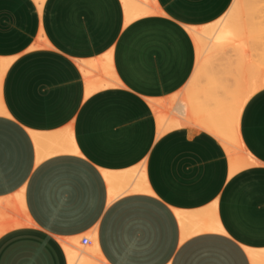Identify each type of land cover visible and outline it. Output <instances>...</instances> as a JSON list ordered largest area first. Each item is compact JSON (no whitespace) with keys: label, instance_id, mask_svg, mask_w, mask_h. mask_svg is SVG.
Returning <instances> with one entry per match:
<instances>
[{"label":"crops","instance_id":"crops-1","mask_svg":"<svg viewBox=\"0 0 264 264\" xmlns=\"http://www.w3.org/2000/svg\"><path fill=\"white\" fill-rule=\"evenodd\" d=\"M233 1L152 0L128 21L122 0H0V264H69L62 241L101 264H264V88L239 124L256 163L234 174L208 131L158 136L152 106L194 73L187 27ZM141 165L150 192L110 201L104 171Z\"/></svg>","mask_w":264,"mask_h":264},{"label":"bare ground","instance_id":"bare-ground-1","mask_svg":"<svg viewBox=\"0 0 264 264\" xmlns=\"http://www.w3.org/2000/svg\"><path fill=\"white\" fill-rule=\"evenodd\" d=\"M35 1L39 6L44 3V0ZM122 1H124L128 21L157 11L152 0ZM254 2L252 0H234L226 13L217 21L199 28L187 27L196 44L197 61L194 73L186 85V95L200 119V123L196 126L207 130L225 145L231 174L254 164L247 163L244 158L235 159L232 157V143L241 146V155L251 156L240 135V117L248 99L264 88V68L262 69V66L260 67L256 63L259 58L258 62L263 61L261 65L264 64V14L261 12L264 6L263 8L259 7L260 5L257 7ZM258 2L261 4L262 1ZM261 8L262 10H260ZM258 50L261 53H258ZM8 65L9 60L0 58V87ZM96 69L98 68L96 67ZM104 72L110 75L105 69ZM106 86L108 87L109 84L90 83L88 93ZM2 112H4V107L0 99V113ZM176 124L172 123L169 128L180 125ZM185 126L196 128L193 123ZM164 132L165 129L161 130L159 135ZM72 145L67 150L77 152L73 143ZM104 175L110 185V201L127 193L150 192L142 165L118 173L104 171ZM201 230L218 231L221 230V226L219 221H215ZM191 233L193 232L188 234ZM85 240L91 241L89 237L85 236L82 241L84 246ZM83 244L78 246H83ZM62 245L66 250L69 264H94L86 260L88 254H98L101 260L99 264L103 261L99 252L96 249H91L93 246L91 247L89 243L87 245L91 248L83 249L89 250V252L82 249L72 250L71 247V250H67L66 245L63 243ZM250 253L253 263L259 264L260 255H257L259 252Z\"/></svg>","mask_w":264,"mask_h":264},{"label":"rangeland","instance_id":"rangeland-1","mask_svg":"<svg viewBox=\"0 0 264 264\" xmlns=\"http://www.w3.org/2000/svg\"><path fill=\"white\" fill-rule=\"evenodd\" d=\"M252 1L253 2L255 1L254 3L257 4V7L260 5L259 7L262 6V8H263V6H264V0H252ZM258 1H262L261 4H259L260 2H258ZM262 8L260 10H262ZM261 12H262V14H264V9ZM258 53H261V52L259 51ZM258 59H257V62L256 63L260 67L262 66V69H263L264 68V66H263L264 64L261 65V63L263 61L262 62L260 61V63H259L258 62ZM82 69L85 71V68L84 67H82ZM104 74L110 76L109 74H107L105 72H104ZM100 82L102 84L112 85V83L110 81L101 80ZM186 90H187V88L185 86L182 91H180V92L176 93L175 95H173L168 101H165V102L164 101H154L152 103V106L154 108V111L156 113L157 120H158V136H161L162 134H164L167 131H170L172 129L180 128V125H182L184 127L185 125H187L189 123L190 124L193 123V125L195 127H197L196 124H199L200 123V121H199L200 119L198 118V114H196L194 112L193 107H192L190 101L188 100V97L186 95ZM187 113H189L190 115L187 116ZM173 118H174V120H172ZM161 122H163L164 124L163 123L161 124ZM172 123H174V124L177 123L176 125H179V124L180 125L177 126V127H173V128L170 129L169 126ZM164 129H165V132L162 133L161 135H159L160 134V131L161 130H164ZM220 142L223 145V147L225 148V145L222 143L221 140H220ZM232 145H233L232 146L233 147V152H232L233 153V156L232 157H234L235 159H242V158H244L247 163L248 162H250V163L252 162L254 164L256 163L252 156L241 155V152H240V147L241 146L239 144L232 143ZM21 223H23V221H20L18 224H21ZM62 243L66 245L67 250H71V248H72V250L74 249L73 247H71L69 245V243H67L65 241H62ZM86 260L88 262H91V263H94V264H99V262H101L100 256L98 254H88L86 256Z\"/></svg>","mask_w":264,"mask_h":264},{"label":"built area","instance_id":"built-area-1","mask_svg":"<svg viewBox=\"0 0 264 264\" xmlns=\"http://www.w3.org/2000/svg\"><path fill=\"white\" fill-rule=\"evenodd\" d=\"M87 242H88L87 240L84 241V243H87Z\"/></svg>","mask_w":264,"mask_h":264}]
</instances>
